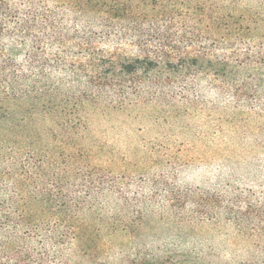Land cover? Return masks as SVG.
<instances>
[{"label": "rangeland", "instance_id": "obj_1", "mask_svg": "<svg viewBox=\"0 0 264 264\" xmlns=\"http://www.w3.org/2000/svg\"><path fill=\"white\" fill-rule=\"evenodd\" d=\"M167 1L176 6L145 21L141 38L95 15L55 11V31L39 18V55L21 54L20 71L90 102L76 118L87 126L84 143L112 161L110 175L126 189L120 200L142 210L137 229L106 237L111 263L191 253L206 264H264V82L248 92V53L264 41V26L254 39L248 19L260 2ZM202 1L223 8L188 5ZM218 17L234 30L212 28ZM209 57L230 60L238 76L207 70Z\"/></svg>", "mask_w": 264, "mask_h": 264}, {"label": "trees", "instance_id": "obj_2", "mask_svg": "<svg viewBox=\"0 0 264 264\" xmlns=\"http://www.w3.org/2000/svg\"><path fill=\"white\" fill-rule=\"evenodd\" d=\"M259 2L262 14L248 19L253 38L264 26V0ZM188 5L204 14L211 6L223 8L208 1ZM174 6L167 0H0V264H206L191 253H136L125 263L108 260L106 237L137 229L142 210L120 200L126 189L110 175L112 161L104 165L97 146L84 143L87 126L76 118L90 102L60 94L49 77L31 78L18 64L23 53L38 57L43 42L35 34L43 27L39 18L55 31V11L95 15L107 27L118 24L141 38L145 21ZM38 8L39 15L34 13ZM214 20L212 28L219 32L234 30L222 18ZM242 29L235 28L238 35ZM255 48L248 53V92L264 82V41L255 42ZM164 56L166 51L158 53ZM205 61L217 75L238 76L228 59ZM39 115H52L54 125H39ZM114 197L119 201L110 204Z\"/></svg>", "mask_w": 264, "mask_h": 264}]
</instances>
